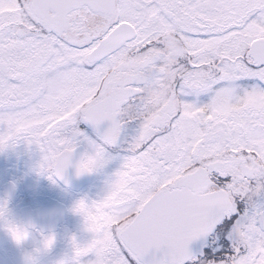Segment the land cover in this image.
Listing matches in <instances>:
<instances>
[{
	"label": "snow or ice",
	"instance_id": "6c2138e0",
	"mask_svg": "<svg viewBox=\"0 0 264 264\" xmlns=\"http://www.w3.org/2000/svg\"><path fill=\"white\" fill-rule=\"evenodd\" d=\"M20 142L53 183L121 161L70 264H264V0H0Z\"/></svg>",
	"mask_w": 264,
	"mask_h": 264
},
{
	"label": "flooded vegetation",
	"instance_id": "af4514ba",
	"mask_svg": "<svg viewBox=\"0 0 264 264\" xmlns=\"http://www.w3.org/2000/svg\"><path fill=\"white\" fill-rule=\"evenodd\" d=\"M84 150L79 148L76 158ZM40 159L39 150L24 142L0 151V200L7 202V219L31 226L22 246L15 245L0 226V264H23V253L39 247L46 235L54 236L55 241L42 257V264H55L60 257L71 255L73 237L82 244L91 239L83 216L74 212V206L82 199L89 203L102 199L121 163L114 158L103 168L80 176L70 167L65 180L53 183L38 173ZM92 258L83 257L82 264Z\"/></svg>",
	"mask_w": 264,
	"mask_h": 264
},
{
	"label": "clouds",
	"instance_id": "9594fccd",
	"mask_svg": "<svg viewBox=\"0 0 264 264\" xmlns=\"http://www.w3.org/2000/svg\"><path fill=\"white\" fill-rule=\"evenodd\" d=\"M4 202L0 200V203ZM0 226L7 232L11 240L17 246H22L24 242L28 239L31 231V226L27 224H19L7 219V211L3 217H0ZM48 238H53L52 244L49 246L46 244ZM55 238L51 235L43 236L40 241L39 247L33 249L32 251H26L23 253V264H42V257L51 250L54 244ZM77 243H80L76 240ZM82 244V243H81ZM73 252V248H72ZM71 255H65L60 257L55 261V264H70Z\"/></svg>",
	"mask_w": 264,
	"mask_h": 264
}]
</instances>
